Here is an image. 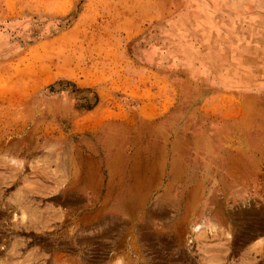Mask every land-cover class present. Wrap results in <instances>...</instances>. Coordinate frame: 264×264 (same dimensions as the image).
<instances>
[{
  "label": "rangeland",
  "instance_id": "1",
  "mask_svg": "<svg viewBox=\"0 0 264 264\" xmlns=\"http://www.w3.org/2000/svg\"><path fill=\"white\" fill-rule=\"evenodd\" d=\"M0 264H264V0H0Z\"/></svg>",
  "mask_w": 264,
  "mask_h": 264
},
{
  "label": "bare ground",
  "instance_id": "2",
  "mask_svg": "<svg viewBox=\"0 0 264 264\" xmlns=\"http://www.w3.org/2000/svg\"><path fill=\"white\" fill-rule=\"evenodd\" d=\"M24 220V219H23ZM20 221H22V220H20Z\"/></svg>",
  "mask_w": 264,
  "mask_h": 264
}]
</instances>
